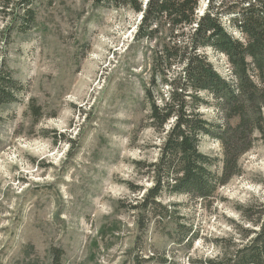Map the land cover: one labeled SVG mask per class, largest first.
I'll list each match as a JSON object with an SVG mask.
<instances>
[{"label":"rangeland","instance_id":"374dc122","mask_svg":"<svg viewBox=\"0 0 264 264\" xmlns=\"http://www.w3.org/2000/svg\"><path fill=\"white\" fill-rule=\"evenodd\" d=\"M18 0H13L17 2ZM29 30L0 16V62L22 88L0 107V264H198L217 256L214 242L235 236L240 209L264 204V142L240 161L242 173L213 201L185 197L183 224L193 248L162 229L141 231L127 210L133 186L149 188L136 162L157 159L158 136L147 128L144 89L151 45L136 42L141 16L95 7L92 0H36ZM220 76L227 59L206 50ZM36 108V113H34ZM210 120L214 109H204ZM201 152L222 157L205 138ZM171 230V225L168 227Z\"/></svg>","mask_w":264,"mask_h":264},{"label":"trees","instance_id":"16d2710c","mask_svg":"<svg viewBox=\"0 0 264 264\" xmlns=\"http://www.w3.org/2000/svg\"><path fill=\"white\" fill-rule=\"evenodd\" d=\"M36 0H0V16L29 30ZM95 7L142 16L136 42L151 45L152 76L145 87L147 128L159 138L157 159L136 162L151 186H133L136 199L127 210L141 231L162 229L174 243L191 250L198 240L183 224L179 204L185 197L211 202L240 176V161L264 142V0H92ZM12 26L0 33L7 43ZM13 28V27H12ZM227 59L230 76L216 71L206 50ZM22 88L0 62V107L16 101ZM204 109H214L215 120ZM36 113V108H34ZM221 144L222 157L201 152L205 139ZM243 225L235 236L218 239L216 257L198 264H264V204L240 209ZM171 225V230L168 227ZM61 264L62 250L53 249Z\"/></svg>","mask_w":264,"mask_h":264},{"label":"water","instance_id":"95a60500","mask_svg":"<svg viewBox=\"0 0 264 264\" xmlns=\"http://www.w3.org/2000/svg\"><path fill=\"white\" fill-rule=\"evenodd\" d=\"M141 18H142V16H141Z\"/></svg>","mask_w":264,"mask_h":264}]
</instances>
